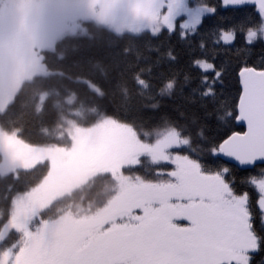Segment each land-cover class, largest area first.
Here are the masks:
<instances>
[{"label":"snow or ice","instance_id":"snow-or-ice-1","mask_svg":"<svg viewBox=\"0 0 264 264\" xmlns=\"http://www.w3.org/2000/svg\"><path fill=\"white\" fill-rule=\"evenodd\" d=\"M19 2L0 0V24L15 18ZM152 8V35L175 34L186 49L177 71L185 73L181 91L188 90L192 103L201 101L202 116L190 118L199 125L196 146L189 122L169 114L159 117L166 127L153 142L106 118L77 129L68 147L27 145L22 171H46L23 182L13 173L16 184L0 206V264H264V58L239 56L264 46V0H152ZM234 45L229 99L218 90L227 68L217 59ZM167 55L178 63L173 51ZM141 72L133 78L147 88ZM175 83L167 80L160 91ZM185 117L181 111L177 119ZM113 126L130 133L127 148L108 147ZM215 128L227 131L209 135ZM88 152L96 157L80 173L86 179L61 185L66 165L78 167ZM97 178L105 182L104 199L59 203Z\"/></svg>","mask_w":264,"mask_h":264},{"label":"trees","instance_id":"trees-1","mask_svg":"<svg viewBox=\"0 0 264 264\" xmlns=\"http://www.w3.org/2000/svg\"><path fill=\"white\" fill-rule=\"evenodd\" d=\"M202 2L207 3L208 0ZM82 23L84 33L64 35L52 49L41 52L42 63L48 73L36 75L20 84L12 100L0 112L1 129L6 133H16L29 145L59 144L67 147L71 144L67 132L69 121L87 127L106 118H114L131 126L141 139L152 141L166 127L159 117L169 114L181 125L189 122L192 146L195 147L199 125L191 124L190 118L192 113L202 116L203 110L198 98L196 103H192L187 95L188 90L181 91L185 73L177 69L186 63L187 57L178 36H153L150 31L139 34L116 32L95 21ZM237 47L239 45H234L227 52L221 51L217 59V63L225 62L227 68L223 85L218 90L229 99L235 93ZM169 50L179 57L178 63L169 61ZM239 56L259 63L264 58V46L258 44L251 52H241ZM140 69H143L141 75L149 83L147 88L138 85L133 78V73ZM162 70L164 74L160 75ZM173 78L176 81L174 87L161 92L165 82ZM69 96H73L72 101H68ZM153 105L156 107L153 108ZM181 111L186 113L184 120L177 119ZM225 131V128H215L209 135L218 137ZM143 167L151 171V164L147 160ZM17 171L22 182L28 179L37 181L46 171V166L27 173L17 169L0 174V206L7 205L8 189L16 184L13 173ZM105 196V182L97 178L88 180L59 203L64 206L69 203L88 204L90 201L98 202ZM260 259L258 255L256 260Z\"/></svg>","mask_w":264,"mask_h":264},{"label":"rangeland","instance_id":"rangeland-1","mask_svg":"<svg viewBox=\"0 0 264 264\" xmlns=\"http://www.w3.org/2000/svg\"><path fill=\"white\" fill-rule=\"evenodd\" d=\"M152 11V0H20L15 18L0 24V112L23 81L48 73L41 52L52 49L64 35L84 33L83 21H95L116 32L139 34L150 31L147 17ZM166 11L164 8L162 14ZM90 86L96 89L93 84ZM72 100L73 96H69L68 101ZM92 126H77L69 121L67 132L71 138L77 129ZM119 133L118 126L109 130V148L128 147L126 138L130 133ZM27 145L16 133H6L0 127V174L22 169L21 162L29 160V153L25 150ZM95 157L92 152L82 154L79 166L66 165L58 182L63 185L73 180H85L86 176L80 173Z\"/></svg>","mask_w":264,"mask_h":264}]
</instances>
